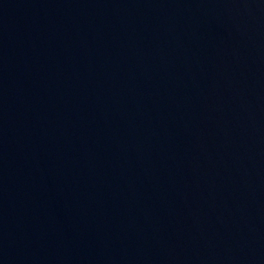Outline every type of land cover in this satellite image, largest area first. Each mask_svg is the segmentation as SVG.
Masks as SVG:
<instances>
[{
    "label": "water",
    "instance_id": "obj_1",
    "mask_svg": "<svg viewBox=\"0 0 264 264\" xmlns=\"http://www.w3.org/2000/svg\"><path fill=\"white\" fill-rule=\"evenodd\" d=\"M0 264H264V0H0Z\"/></svg>",
    "mask_w": 264,
    "mask_h": 264
}]
</instances>
